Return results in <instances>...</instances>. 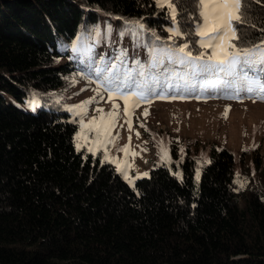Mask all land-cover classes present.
Masks as SVG:
<instances>
[{
    "label": "trees",
    "instance_id": "trees-1",
    "mask_svg": "<svg viewBox=\"0 0 264 264\" xmlns=\"http://www.w3.org/2000/svg\"><path fill=\"white\" fill-rule=\"evenodd\" d=\"M250 16L264 27V0ZM115 17L168 36L153 0H0V264H264V153L189 142L132 187L76 149L72 47Z\"/></svg>",
    "mask_w": 264,
    "mask_h": 264
},
{
    "label": "snow or ice",
    "instance_id": "snow-or-ice-1",
    "mask_svg": "<svg viewBox=\"0 0 264 264\" xmlns=\"http://www.w3.org/2000/svg\"><path fill=\"white\" fill-rule=\"evenodd\" d=\"M253 2L254 0H153L155 6L164 11V18L168 21L164 31L168 36L162 38L154 29L148 28L142 19L115 17L122 19L124 25L117 30L118 40L115 43L120 45L116 49L117 54L108 57L105 53L97 57L94 48L89 47L82 53L86 62L84 59L80 60L84 65L81 72L89 83H97L109 99L119 97L124 100L125 105L132 100V110L144 102H151L153 98L184 99L189 93L200 98L209 89L215 92L219 85L233 90L231 95L226 96L228 99L242 102L243 93L253 102H264V27L257 28L250 16V5ZM189 5L195 11L189 10ZM248 28L261 33L254 38L255 43L249 38ZM94 31L98 44L99 29ZM112 32V25H108L106 35L109 40ZM125 37L130 39L135 49L146 50V60H141L138 52L134 58L128 56V51L122 46ZM83 39L84 37L77 38L72 47L74 53L81 51ZM92 102L90 100L77 106V113L81 117L86 116L87 104ZM98 111L103 112V109ZM125 111L129 110L126 108ZM148 114L145 110L144 115ZM118 120L119 105L114 104L111 112L99 118V123L95 117L90 125L81 119V132L88 128L96 133L94 146L88 150L93 155L98 150H103L104 160L115 163L117 171L135 187L134 180L128 174L132 167L127 161L129 149H120L126 154L123 166L108 153L107 145L115 146L119 139L118 136L111 135ZM125 123L131 130V112ZM76 139L79 149L81 136L78 134ZM161 153V160L170 163L167 150L162 147ZM132 155L135 156L136 153ZM147 175L143 173L136 178L141 179ZM238 182L241 188L245 187V182Z\"/></svg>",
    "mask_w": 264,
    "mask_h": 264
},
{
    "label": "rangeland",
    "instance_id": "rangeland-1",
    "mask_svg": "<svg viewBox=\"0 0 264 264\" xmlns=\"http://www.w3.org/2000/svg\"><path fill=\"white\" fill-rule=\"evenodd\" d=\"M100 42L95 44H85L82 53L89 47L94 48V54H107L108 57L116 55V49L120 46L115 43L118 36L114 33L109 40L107 35L99 37ZM122 46L128 51L129 57H135L139 53L141 60H146V50L135 49L129 38H124ZM86 62V57L83 55ZM219 90L213 92L209 89L203 97L196 98L192 94H186L184 99H160L153 98L151 102H144L132 110V100L125 105L123 99L113 96L109 99L106 93L99 89L95 82L89 83L84 78L83 73L75 72L69 75L66 85L67 95L72 103L74 114L72 120L78 125V130L74 137L75 147L78 151H83L84 155H89L100 164L107 162L104 160L103 150H98L93 155L88 149L94 146L96 133L85 128L81 132L80 121L90 125L93 117L99 118L113 110V105H119V120L117 126L112 130V136H118L115 146L107 145L108 153L118 160L123 166L126 154L120 151L128 148L127 161L132 165L129 176L134 180V185L138 180L137 175L147 173L157 165H166L173 169L179 166L177 155L187 152L189 142L200 148H205V152L212 148L213 144L224 146L225 148L240 152L242 150H257L260 155L264 153V102L257 100L253 102L241 94L242 102L238 99H228L226 96L232 92L219 85ZM100 92L98 95L97 93ZM198 95V94H197ZM85 109L87 115L81 117L77 111V106L87 101ZM129 111L126 112L125 109ZM103 109V112L98 111ZM145 110L149 113L144 115ZM131 112V130L125 123L129 119ZM143 124V127H141ZM139 133V136H137ZM81 136V147L77 148V135ZM85 137L87 142H85ZM131 137V140H129ZM103 140V136H101ZM162 142V143H161ZM165 148L170 156V163L161 160V148ZM196 147V146H193ZM132 153H136L135 156ZM110 163V162H108ZM112 164L116 171V164ZM180 169V166H179ZM180 171V170H179ZM118 172V171H117ZM120 175L121 173L118 172ZM175 173L177 171L175 170ZM122 176V175H121ZM123 177V176H122ZM123 179L133 187L124 177Z\"/></svg>",
    "mask_w": 264,
    "mask_h": 264
}]
</instances>
